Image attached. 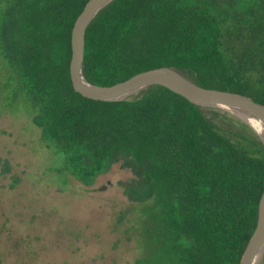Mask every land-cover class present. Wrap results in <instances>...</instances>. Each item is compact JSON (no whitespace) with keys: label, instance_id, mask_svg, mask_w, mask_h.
I'll list each match as a JSON object with an SVG mask.
<instances>
[{"label":"trees","instance_id":"trees-1","mask_svg":"<svg viewBox=\"0 0 264 264\" xmlns=\"http://www.w3.org/2000/svg\"><path fill=\"white\" fill-rule=\"evenodd\" d=\"M88 2L0 0V51L17 96L83 185L116 162L131 169L119 186L140 209L129 230L141 248L135 264H242L264 193L262 140L163 85L117 101L76 91L72 34ZM164 66L264 104V0H114L87 29L83 73L93 85Z\"/></svg>","mask_w":264,"mask_h":264},{"label":"rangeland","instance_id":"rangeland-1","mask_svg":"<svg viewBox=\"0 0 264 264\" xmlns=\"http://www.w3.org/2000/svg\"><path fill=\"white\" fill-rule=\"evenodd\" d=\"M0 158V264H135L140 209L119 186L131 169L116 162L92 186L62 171L1 51Z\"/></svg>","mask_w":264,"mask_h":264},{"label":"water","instance_id":"water-1","mask_svg":"<svg viewBox=\"0 0 264 264\" xmlns=\"http://www.w3.org/2000/svg\"><path fill=\"white\" fill-rule=\"evenodd\" d=\"M114 0H89L78 17L72 34L73 55L71 61L72 81L76 91L84 96L101 101L128 99L153 85H163L184 96L201 107L220 108L248 125L264 144V104L252 97L232 92L203 87L186 74L173 67H159L140 72L135 76L112 86H96L87 81L83 73L87 29L96 16ZM237 106L253 113L261 122L224 108ZM264 259V193L260 201L258 222L255 232L247 245L242 264H261Z\"/></svg>","mask_w":264,"mask_h":264},{"label":"bare ground","instance_id":"bare-ground-1","mask_svg":"<svg viewBox=\"0 0 264 264\" xmlns=\"http://www.w3.org/2000/svg\"><path fill=\"white\" fill-rule=\"evenodd\" d=\"M141 94H142V93H141ZM224 108H227V109L230 108V110H232L233 112L238 113V114H241V115H243V116H245V117H247V118L253 120V121H254L255 123H257L258 125L261 123V122L259 121V119H258L253 113H251L250 111H248V110L245 109V108H241V107H237V106H226V107H224Z\"/></svg>","mask_w":264,"mask_h":264}]
</instances>
